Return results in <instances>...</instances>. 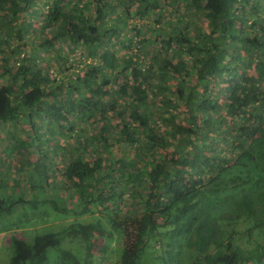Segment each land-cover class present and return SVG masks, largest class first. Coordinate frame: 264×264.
<instances>
[{"label":"trees","instance_id":"trees-1","mask_svg":"<svg viewBox=\"0 0 264 264\" xmlns=\"http://www.w3.org/2000/svg\"><path fill=\"white\" fill-rule=\"evenodd\" d=\"M0 81L7 264H264V0H0Z\"/></svg>","mask_w":264,"mask_h":264},{"label":"rangeland","instance_id":"rangeland-1","mask_svg":"<svg viewBox=\"0 0 264 264\" xmlns=\"http://www.w3.org/2000/svg\"><path fill=\"white\" fill-rule=\"evenodd\" d=\"M20 129L21 128L18 125H8L6 130H0V150H2V148L5 146V142L7 140V136H5L6 131L12 132L10 134L7 133L9 138H15V141L19 139L21 141L19 144L22 143V138H25V132L21 131ZM13 151H15L14 148L13 150L8 148L6 152L1 153L3 154L2 158H4H0V197H14L23 191V189H25L24 191L26 192L25 196L27 195L28 197L31 192V185L29 176L25 173V171L29 170V167L26 165V157L23 158L22 156L20 160V156H13L15 153ZM59 155L60 153L57 152L53 156V159L55 158V160L58 161L57 165L59 168H61L63 164L58 158ZM64 161H66V159ZM60 175L61 173H58V175H55V177H60ZM53 178L54 176L50 177V179ZM41 184H43L42 181H38L35 183V186H39ZM25 206L26 207H22L20 206V203H16L11 214H4L0 217V264H7L9 261V257L12 253V237H18L27 241H31L36 233L35 229L37 226L38 229L48 228L47 224H50L49 222L39 225L33 224V220L39 216L38 214L43 212L42 208L44 205L38 204V208H33L27 204ZM48 206L49 205L46 204V207ZM38 209H40V212ZM71 218L72 217L66 219ZM58 222L62 224L64 219H61ZM72 245L73 244H71L70 241H65V246L72 247Z\"/></svg>","mask_w":264,"mask_h":264}]
</instances>
